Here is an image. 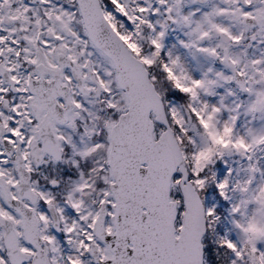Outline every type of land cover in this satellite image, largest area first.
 <instances>
[{
  "label": "snow or ice",
  "instance_id": "6c2138e0",
  "mask_svg": "<svg viewBox=\"0 0 264 264\" xmlns=\"http://www.w3.org/2000/svg\"><path fill=\"white\" fill-rule=\"evenodd\" d=\"M0 264H264V0H0Z\"/></svg>",
  "mask_w": 264,
  "mask_h": 264
}]
</instances>
